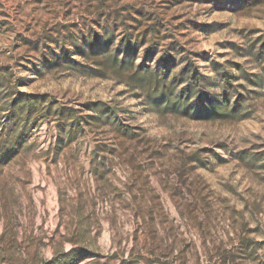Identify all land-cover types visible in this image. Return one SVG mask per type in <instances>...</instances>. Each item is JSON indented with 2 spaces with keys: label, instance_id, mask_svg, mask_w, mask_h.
Here are the masks:
<instances>
[{
  "label": "rangeland",
  "instance_id": "374dc122",
  "mask_svg": "<svg viewBox=\"0 0 264 264\" xmlns=\"http://www.w3.org/2000/svg\"><path fill=\"white\" fill-rule=\"evenodd\" d=\"M95 32L264 81V0H0V264H264V86L247 119L157 113Z\"/></svg>",
  "mask_w": 264,
  "mask_h": 264
},
{
  "label": "trees",
  "instance_id": "16d2710c",
  "mask_svg": "<svg viewBox=\"0 0 264 264\" xmlns=\"http://www.w3.org/2000/svg\"><path fill=\"white\" fill-rule=\"evenodd\" d=\"M113 35L111 33L108 39L113 40ZM98 37L96 32L92 39L90 36L87 43L79 47L81 54L94 56L95 60L103 58V63L96 62L95 67L102 65L128 79L152 111L197 120L227 121L250 118L256 108V97L264 86L263 76L243 68L240 63L232 62L239 71L236 75L230 71L232 67L225 68L213 62L214 75H210L199 65L198 52L187 49L180 42L163 48L155 40L146 46L144 53L149 58L158 56L162 65H137L138 46L130 35L119 39L114 50L102 55L95 52ZM54 55L52 63L57 64L62 53ZM92 107L110 115L116 111L105 102H96Z\"/></svg>",
  "mask_w": 264,
  "mask_h": 264
}]
</instances>
